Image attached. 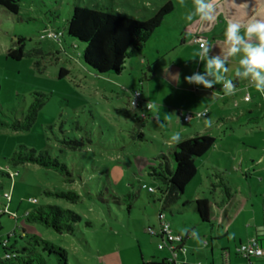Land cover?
Instances as JSON below:
<instances>
[{"label":"rangeland","instance_id":"374dc122","mask_svg":"<svg viewBox=\"0 0 264 264\" xmlns=\"http://www.w3.org/2000/svg\"><path fill=\"white\" fill-rule=\"evenodd\" d=\"M167 2L173 4L174 11L147 40L143 51L133 53L126 61L119 75H98L84 63V47L75 48L66 37L61 45L41 39L49 28L65 33L75 6L104 8L145 21ZM192 10V0H22L17 16L0 8V171L12 176L0 178V193L8 213L1 218L0 237L14 234L10 245H15L16 252H21V246L33 234L62 250L66 264H139L140 251L158 253L156 239L148 234L150 227L158 229L163 194L159 190L161 182L152 177L149 167L156 164L158 155L168 154L174 133L180 134L181 141L187 140V130L197 122L189 127L182 123L180 115L196 112L197 107L192 105L195 87L199 94L208 91L201 85L185 82L184 77L193 71L188 68L189 63H178L176 59L183 54L192 60L193 53H197L189 43L183 48L181 43L184 36L188 40L195 31V21L186 20ZM18 37L26 40V56L17 62L9 59L7 53L16 47ZM147 67L154 77L151 78ZM62 69L67 75L60 78ZM177 74L178 80L174 78ZM140 84L144 97L148 89L155 98L150 102L155 111L151 114L145 107L135 110L129 104ZM173 87L178 88L175 96ZM35 94L46 98L35 122L28 131H14L13 123L24 120ZM261 99V94H255L251 104H243L245 110L251 107L253 113L245 112L237 118L226 136L214 133L215 147L203 161L196 162L195 178L178 203L170 207L172 212H165L174 231L184 236L193 230V237L197 236L189 243L199 245L201 255L199 259L191 257L188 264H221L220 251L215 249L212 257L210 245L207 246L221 229L213 222L201 224L193 204L196 198L210 204L214 198L219 200L220 193L211 180H222L231 196L239 197L243 188L250 197L243 173L249 172L253 187L264 178ZM156 109L161 112L157 121L142 119L143 113L155 117ZM141 121H146L144 128L138 126ZM65 140H76L84 146L72 150L63 143ZM20 147L37 153L47 150L53 157L61 154L60 160L69 167L73 182L67 183L64 177L37 165L12 166L9 160ZM234 162H241V172L226 171ZM251 162L261 165L253 171ZM216 170L225 175L219 174L220 179H216ZM143 186L152 187L155 192L149 193ZM45 190L72 191L79 199L72 203L45 197ZM128 193L135 196L130 210L123 202ZM184 203L187 206L183 207ZM46 204L72 211L81 218L73 234H57L25 222L26 213ZM10 215L17 219L12 220ZM249 218L248 207L236 224L241 225L244 234V221ZM0 255L3 256L2 251ZM48 260V264H58L54 255Z\"/></svg>","mask_w":264,"mask_h":264},{"label":"trees","instance_id":"16d2710c","mask_svg":"<svg viewBox=\"0 0 264 264\" xmlns=\"http://www.w3.org/2000/svg\"><path fill=\"white\" fill-rule=\"evenodd\" d=\"M21 3L22 0H0V8L11 15L17 16L20 13ZM173 11V4L167 2L157 10L154 16L145 21H140L104 8L90 9L87 7L75 6L71 18L66 24L65 33L49 28L46 33L41 36V39L49 32H60V40L55 43L61 45L66 37L74 44L75 48L78 46L84 47V63L98 75H108L110 73L119 75L124 70L126 61L131 58L133 53H141L143 51L147 40L162 26L164 20ZM25 41L24 37H18L16 47L8 51L7 57L13 61H21L26 56ZM147 70L152 78L153 73L149 69ZM66 75L67 71L62 69L59 77L63 78ZM136 90L142 95L141 89H135L134 91ZM45 99V96L42 94H35L34 101L29 106L24 120L22 122L15 121L12 125V129L16 132L28 131L35 122L39 110L44 106ZM146 104L145 102V105ZM144 107V104H142L140 109ZM98 126L101 129L100 125ZM138 126L144 128V122H139ZM100 133L104 135L103 132ZM139 137L143 138L142 136ZM215 142L216 139L212 136H200L183 140L170 147L167 155L161 153L156 157V164L150 166L149 170L152 177L160 181L162 185L159 190L163 194V212L161 211L159 214L165 215L166 211L172 212V210H169L170 207L178 203L185 188L197 174L195 167L196 162L202 159L211 150ZM63 143L68 145L72 150H77L84 146L83 143L76 140H65ZM60 157H62L61 154ZM60 157L51 156L50 152L47 150L37 153L35 150H27L25 147H20L18 151L13 154L9 162L14 167L27 163L37 165L45 170L57 173L64 177L67 183H71L74 178L73 174L69 171L67 164L60 160ZM216 171L218 175H215V178L220 179L219 174H222V172L219 170ZM0 178L11 179V176L4 171H0ZM217 187L223 190V203L220 205L223 207L228 203L231 196L222 180H220ZM43 195L45 197L67 200L72 203H76L79 199L78 195L72 191H57L56 193H50L48 190H45L43 191ZM134 198L135 196L133 193H128L124 196L123 202L127 205L128 210H130L131 201ZM116 201H118V199H116ZM193 204L200 223H211L212 212L209 208L210 203L204 199L197 198L193 201ZM0 206L4 208L7 207L5 198L2 197L1 193ZM182 206H187V203H184ZM4 215L6 214L0 212V232L3 229L1 218ZM25 222L27 224L40 225L57 234L71 235L74 233L77 224L81 222V218L72 211L63 210L58 206L46 204L39 205L34 210L26 213ZM150 230L157 231L154 227H150L149 231ZM192 232L193 230L184 235V243ZM22 234H26L24 229H22ZM148 235L159 240L154 234L149 233ZM12 238H15L14 234L10 237V240ZM20 239H22V237H20ZM0 251H2L3 254V256L0 255V264H48V259L53 255L56 256L58 264H66V258L62 250L47 241L41 240L38 236L33 234H31L26 245L21 246V252H16L15 245H9L5 249L0 247ZM7 251L13 253L14 257L11 259L4 258ZM168 263V260H164L160 264ZM148 264L157 263L150 262Z\"/></svg>","mask_w":264,"mask_h":264},{"label":"crops","instance_id":"0c3cea01","mask_svg":"<svg viewBox=\"0 0 264 264\" xmlns=\"http://www.w3.org/2000/svg\"><path fill=\"white\" fill-rule=\"evenodd\" d=\"M237 4L245 2V0H236ZM249 4V15L252 14L251 8L256 5L257 0H247ZM261 4H264V0H260ZM234 14H236L235 9H230L227 6L223 8L217 15V18L211 24L200 25L195 22V31L192 33L190 39L187 40L186 36H184L182 40V48L190 44V47L193 48L194 52L199 51V45L194 42L195 37H203L213 45L212 50L210 52V56H215L221 53L222 44L224 40V31L227 25V20L231 18ZM246 19V17L244 18ZM195 21V20H194ZM189 41V42H188ZM188 52H191L189 50ZM196 53H193V59L190 57H186L183 54L181 56L178 55L177 62L181 63H189L188 68L194 72H203L204 64L200 62L198 59H195ZM191 60L188 62V60ZM239 59L240 55L236 57L230 58L227 67L229 71L225 74L227 78L233 80V83L236 85V92L233 95H225L222 85L217 84L212 89H208V91L202 92L199 94L197 92V88L195 87V99L192 101V105L194 108L197 107L195 113H186L190 115H195L196 113L203 112L205 110L208 111V115L205 118H197L193 117V119L188 122H183V114L180 115L182 123L188 125L190 127L194 122L195 125H191L192 128L187 130L186 139H192L200 136H212L214 137V133L218 136H226V133L230 132L232 128V123L237 120V118L242 117V115L247 112V115H251L253 110L251 107L247 108L243 106V104H251L253 96L255 94H262L258 92L255 87L248 80H241L235 77V70L239 67ZM151 72L152 70L147 67ZM190 70V69H189ZM153 73V72H152ZM154 77V74H153ZM181 84V83H180ZM142 91L143 100L146 103H150L151 101H155V98L150 93V90L147 89L146 97L143 94V87L140 84L139 86ZM178 88L173 87V95L175 96ZM247 95H250V101H245ZM200 96H202L200 98ZM262 96V95H261ZM264 102V98L261 99ZM144 108H141V110ZM154 107L149 112V114L153 113ZM155 112V111H154ZM144 114V113H143ZM161 112L156 109V116L151 117L150 115H145V120H154L157 121ZM205 120L204 123L199 124V121ZM144 121V127L145 122ZM206 121H211V125L208 126ZM176 144H172L174 146ZM211 148V150L215 147ZM210 150V151H211ZM209 151V152H210ZM208 152V153H209ZM207 153V154H208ZM207 154L198 161H203ZM253 171H255L261 163H253ZM221 171V170H220ZM226 171L229 173H237L241 172V162L239 165L234 162L233 165L227 166ZM224 174L223 171H221ZM246 184L248 186V192L250 197H247V193L245 189H241L238 197L237 195L231 196L230 200L223 207L220 205L223 203V194L220 188L217 187L218 182H212L211 184L215 186V190L220 193L219 200L216 201L213 199L212 203L209 204V208L212 212L211 222L216 224L221 231L218 230V233L214 235V238H210V244L207 243V246L210 245L211 256L214 257V250L218 249L220 251V263L221 264H244L247 262L245 258L238 254L237 249L241 244L247 243L250 239H256L260 246L264 250V178H260L259 182L255 185V187L251 186L250 183V175L249 172L243 173ZM225 175V174H224ZM227 183L231 184L230 179L227 177ZM228 189V188H227ZM197 199V198H196ZM248 207L250 208L251 218L244 221L246 223L247 232L244 234L241 231V225H237V222L243 216L244 212L247 211ZM159 226V223H158ZM195 235H189L187 240L184 243L185 248L187 249L186 253L180 252L177 250V259L184 264H188V260L192 257L193 259H199L201 255V248L199 245L195 243H189L193 238H196ZM225 238L226 241H218ZM216 239V243L213 240ZM218 239V240H217ZM157 245L159 240L156 239ZM233 243V246L231 245ZM203 247L206 244L202 245ZM177 247V245H174ZM158 250V253L154 252L153 254L146 253L140 251L138 262L139 264H148L150 262H155L160 264L164 260H171L173 255L172 251L169 249ZM162 252H166L167 255H163ZM200 252V253H199ZM191 254V255H190ZM253 264H264V256L259 259H251Z\"/></svg>","mask_w":264,"mask_h":264},{"label":"clouds","instance_id":"9594fccd","mask_svg":"<svg viewBox=\"0 0 264 264\" xmlns=\"http://www.w3.org/2000/svg\"><path fill=\"white\" fill-rule=\"evenodd\" d=\"M192 4L193 10L186 20L193 22L195 18V22L201 26L214 22L225 6L235 9L236 14L227 20L220 54L210 56L213 45L207 40L200 41L199 51L194 58L203 62L204 70L185 76V82L201 85L205 89L221 84L225 95H233L237 90L236 85L225 74L229 71V59L240 55L235 77L248 80L258 92L264 93V4L257 0L251 8V15L247 0L240 4L236 0H192ZM174 78L178 80L179 74ZM146 107L151 108L153 105L147 103ZM206 124L210 126L211 121H206ZM180 142V134L174 133L169 144L171 146Z\"/></svg>","mask_w":264,"mask_h":264},{"label":"built area","instance_id":"2783aa9c","mask_svg":"<svg viewBox=\"0 0 264 264\" xmlns=\"http://www.w3.org/2000/svg\"><path fill=\"white\" fill-rule=\"evenodd\" d=\"M60 37H61L60 32H49L45 36H43L42 39L43 40L48 39V40L57 42L60 40ZM201 40H206V39L200 36L194 38V42L197 43L199 47H200ZM261 95L264 98V93H262ZM245 101L247 102L250 101V95L246 96ZM129 104L131 108L135 110H139L140 107H142V104H144L146 111H150L152 109V107L151 108L146 107L147 104L145 105V102L142 99V95L138 90L133 91ZM207 115H208L207 110L200 112V113H196L195 115L187 114L183 116V122L188 123L193 119V117L205 118ZM145 117H146L145 114H143L142 119H145ZM143 188L146 189L149 193L155 192L152 187L146 188L145 186H143ZM0 212L8 215L7 207L4 208L0 206ZM10 217L13 220L17 219L15 215H10ZM158 220H159V225H160L159 229L156 232L151 231V230L149 231L150 234H154L159 238V243L157 245V248L159 250L169 249L172 251L173 257L171 260H168L169 261L168 264H184L183 262L177 259V250L183 253H186L187 251V249L185 248L183 244L184 236L173 230L172 226L166 221V217L164 214H159ZM12 235H9L7 238L0 237V247L1 248L5 249L10 245V237ZM174 245H177L178 248L174 247ZM237 252L239 255H241L243 258L247 260V262H245L244 264H253L251 262V259H259L264 256V250L256 239H250L247 243L241 244L238 247ZM13 257H14V254L8 251L6 252L4 256V258L6 259H11Z\"/></svg>","mask_w":264,"mask_h":264}]
</instances>
